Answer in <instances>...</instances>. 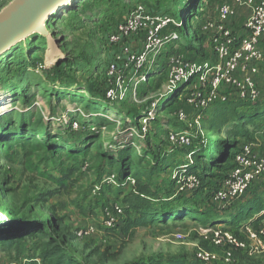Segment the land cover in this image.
<instances>
[{
  "label": "rangeland",
  "instance_id": "374dc122",
  "mask_svg": "<svg viewBox=\"0 0 264 264\" xmlns=\"http://www.w3.org/2000/svg\"><path fill=\"white\" fill-rule=\"evenodd\" d=\"M12 1L0 0V12ZM225 1L83 0L77 8L66 9L51 19L48 30L54 42L35 33L0 57V106L6 108L0 113V144L11 142L9 153L0 152L2 264L12 260L44 264L43 257L53 256L55 247L63 250L59 255L75 264H192L199 248L223 255L201 237L202 223L190 216L134 226L132 219L140 215L135 206L140 199H147L141 196L140 185H148L156 194L154 203L163 200L184 205L190 212L202 213L201 219L207 211L221 215L213 220L217 223L213 226L229 229L247 241L238 224L222 223L232 220V216L224 215L240 211L243 199L223 211L210 205L212 184L221 176L217 169L206 176L199 192L182 196L175 187L189 173L186 165L196 163L192 152L199 145L215 141L229 146L237 142L236 150L241 143L251 142L256 148L258 138H264V114L253 122H247L244 115L264 106V87H259L261 95L256 102L234 100L231 108L216 106L198 119V113L184 101L186 91L181 84L172 91L171 74L163 66L170 54L190 57L200 49L199 43L194 44L196 50L185 49L191 30L185 37L179 35V20L192 15L191 6L197 2V12L206 16L196 21L193 18L199 27L214 18L213 10ZM139 3L169 16L173 21L170 31L179 39L170 50L164 49L159 69L137 86L136 79L132 82L129 76L127 90L110 103L102 99L105 89L114 85L106 71L112 56L108 34ZM243 12L242 21L249 16L247 8ZM202 46V58L210 61L214 54L210 55L205 40ZM195 63L206 67L203 62ZM179 90L181 97L175 94ZM157 101L160 108L149 124L148 136L144 140L130 137L128 118ZM181 110L186 121L179 118ZM235 115H239L238 120ZM226 121H230L231 129L223 126ZM170 131H188L193 136L192 147H171L167 141ZM17 135L35 136L49 143L51 153L39 152L40 157L30 139L11 141ZM84 147L89 150L86 158L73 152ZM123 168L124 177L120 174ZM113 173L120 179L110 185L105 178ZM259 193L257 197H264L263 191ZM117 204L125 208L126 218L108 230L103 206L112 211ZM167 209L174 211L170 206ZM10 238L18 239L17 243L3 247L1 241ZM234 255L235 264H264V254Z\"/></svg>",
  "mask_w": 264,
  "mask_h": 264
},
{
  "label": "built area",
  "instance_id": "2783aa9c",
  "mask_svg": "<svg viewBox=\"0 0 264 264\" xmlns=\"http://www.w3.org/2000/svg\"><path fill=\"white\" fill-rule=\"evenodd\" d=\"M239 8H247L249 16L244 23V34H237L229 25ZM216 16L199 25L206 35V46L216 55L212 68L201 67L182 53L170 54L163 66L171 74L172 91L181 84L186 91L185 103L198 119L204 111L220 103H226L233 94L240 101L256 102L261 95L258 82L260 66L264 63V0H231L216 7ZM173 21L163 13L155 12L148 5L139 3L130 11L125 21L108 35L111 60L107 66V77L114 85L109 86L106 98L114 103L119 92L127 90L129 76L136 86L145 81L155 69L160 68V57L164 49L179 39V35L169 28ZM179 24H184L181 21ZM130 80V79H129ZM180 91V90H179ZM176 94V93H175ZM181 97V95H179ZM182 99V98H181ZM160 101L141 112L137 120L139 126L127 129L130 137L144 140L149 124L158 112ZM179 118L186 121L184 110ZM130 122L131 119L128 118ZM78 125L75 124V127ZM167 141L171 147L187 148L193 144V136L188 131H170ZM264 178V153L253 143L244 142L236 153L233 167L228 170L213 191V202L221 209L233 207L250 190L253 183ZM111 185L116 183V175L105 178ZM201 180L195 174H185L178 182L179 192H193L201 188ZM106 229L115 228L124 218L120 204L112 211L105 210ZM199 233L211 247L223 249V255L199 248L196 258L206 264L223 261L234 263V251H245L249 255L264 254V226L254 228L252 224L243 226L242 233L247 241L239 239L230 230L217 226H203ZM183 239L182 234H178ZM1 254H0V264ZM6 264H21L16 260Z\"/></svg>",
  "mask_w": 264,
  "mask_h": 264
},
{
  "label": "trees",
  "instance_id": "16d2710c",
  "mask_svg": "<svg viewBox=\"0 0 264 264\" xmlns=\"http://www.w3.org/2000/svg\"><path fill=\"white\" fill-rule=\"evenodd\" d=\"M152 10L157 12L156 9H154V8H152ZM191 11H192V15L189 17H186V19L182 17V20H179V18H178L179 22L180 21L182 23L185 22V24H182V25L179 24L178 29L180 30V33L178 31L177 32L179 33V35H181V36L184 35V37H185V35H188L189 31L191 30L192 36L186 38V46H187V48L190 47L189 49L196 50V47L194 44L199 43L198 48H200V49H197L195 53L201 54L204 51L202 43L204 42V40L206 42V38H204L203 36L202 37L200 36V35H204V34L200 31L199 27H197V25H196L197 22H194L192 20H193V18L195 21L198 19H202L203 14L202 13L200 14L199 12H197V2L191 6ZM169 30H170V28H169ZM204 36H206V35H204ZM108 87L105 89L104 94H103V98H102L105 101H107L105 93H107ZM176 94H177V97H179L180 91H178ZM234 100H238V99L237 98H235V99L230 98V100L228 102L220 103L218 105H215V107L216 106H224L225 108L226 107L231 108L232 103L235 102ZM107 102H109V101H107ZM140 114H141V112L130 116L129 119H131V121L130 122L128 121L127 126H139V121L137 119L135 120V118L139 117ZM262 114H264V106L263 107L258 106L254 111H251V113H247L246 115H244V117L246 118L247 122H253L256 118L261 117ZM235 119L238 120L239 115H235ZM223 126L226 127L227 129H231V127H232L230 121H226L223 124ZM262 131L264 132V130H262ZM243 135L245 137L248 136L247 132H244ZM22 139H24V140L30 139L31 141L29 143L32 144L34 152H36V154L37 153L40 154L39 155L40 157L42 155L39 152H43L44 154L51 153L50 144L46 143L44 141H41L40 139L36 138L35 136L28 137V136L17 135V136L12 137L11 141L15 140L16 142H22L21 141ZM243 143H241L236 150H234V149L237 145V142L227 146L224 142L220 143V142L213 141L212 143H209V145L208 144L207 145H199V147H196V149H194L192 152V153H194V158L197 160L196 163H193L191 165H186V166H188V172H189L188 174H195L200 178L201 183H202L201 188L198 190H195L193 192H179V194L182 196H185V195H188L189 193L199 192L203 187V183H204L206 176L210 175V172L213 168L217 169V171H219V173H221V176L218 177L219 179L217 181H215L214 184H212V186L214 185V187H212L213 191H214L215 187L218 185L219 180H221L223 178L224 174L233 167L235 155H236V153L239 152L240 147ZM192 145L187 147V148L192 147ZM10 147H11V142L10 143L9 142L8 143H1L0 144V152L1 153H3V152L9 153ZM55 152H57V151H54V153ZM73 152L78 153L81 157H84V158H86L89 155V150H87L86 147L77 149L76 151H73ZM68 155L71 156L72 151H69ZM121 161L125 162V159L122 158ZM128 167L131 169L130 165H128ZM113 174L116 175L115 173H113ZM120 174L122 177L125 176V174H126L125 168H123L120 171ZM212 176H214V175H212ZM116 179L118 181L120 179V176L116 175ZM54 180L58 184L64 183V181L61 179H54ZM176 188L178 190V186L175 187V190H176ZM139 192H140L141 196H146L147 199H140V202L137 203L135 206L137 213H139L140 215H138V217H136L135 219H132L134 226H139V225L142 226V225H146L149 223L164 222L167 220L177 221V220H180L181 218H185V216H190L193 220L200 221L203 226H213V225L217 224V223L213 222V220H216L217 218L222 217L221 215L217 216V215H214V213L207 211L206 213H203V219H201L200 217H202V213L190 212V211H188L189 209L188 210L185 209L186 206H184V205L180 206V205H177L175 203L171 204L170 202L163 201V200H160L158 203H156V202L154 203L153 199H155L157 196L155 193H153L152 189H150V187L148 185H140L139 186ZM212 193L209 196L210 197V205L213 208L216 207L219 210V207L213 202V199H212L213 194ZM181 204H184V203H181ZM249 204L250 205H242L240 202V205H241L240 211L238 213L232 212V213L224 215V216H230V217L232 216V220L231 221H222V223L228 224V225L238 224L240 227H242L241 231H240L242 233V229L244 226L242 224V222H248L249 220L254 218L255 215H258L264 211V201H261V199H259V198H256L254 201H252V203H249ZM159 206H162V207L159 208ZM168 206L173 207L174 211H173V209H170V211H168V209H167ZM103 207H104V211L108 208L105 206H103ZM123 209H124V214H125L123 220H125L126 211H125L124 207H123ZM245 209H246V212L244 211ZM223 210H227V209H222V211ZM261 218H262V216H261ZM258 219H260V218H258ZM259 221L258 220L252 221V222H248L246 224L250 223V224H252V226L254 228H259L260 227ZM261 226H262V224H261ZM234 235L237 236L239 239L243 240V238H241L239 235H237V234H234ZM242 235L244 236L243 233H242ZM17 241H18V239H14V238L5 239V240L1 241V245L6 248V247H10V246L16 244ZM216 249H219V251H224L221 248H216ZM62 252H63V250L58 251L57 247H55L53 256H44L43 257L44 264H75L70 259H65L64 257H62V255H59ZM235 252L243 253L244 255H249L245 251L238 250V251H234V253ZM57 255H59V257L57 258L56 262L52 263L54 257ZM235 255H234V263H232V264H235L237 262ZM170 264H181V263H180V261H175V262L170 263ZM182 264H184V263H182ZM188 264H191V263H188ZM192 264H206V263H203L196 258L195 263H192ZM211 264H225V263L223 261H219V262H214Z\"/></svg>",
  "mask_w": 264,
  "mask_h": 264
},
{
  "label": "water",
  "instance_id": "95a60500",
  "mask_svg": "<svg viewBox=\"0 0 264 264\" xmlns=\"http://www.w3.org/2000/svg\"><path fill=\"white\" fill-rule=\"evenodd\" d=\"M67 1L74 4L67 9L71 10L77 8L83 0H13L8 4L0 12V56L11 45L33 32L48 35L47 24L50 22L48 17L51 10L57 6L59 11L64 9L63 4Z\"/></svg>",
  "mask_w": 264,
  "mask_h": 264
},
{
  "label": "crops",
  "instance_id": "0c3cea01",
  "mask_svg": "<svg viewBox=\"0 0 264 264\" xmlns=\"http://www.w3.org/2000/svg\"><path fill=\"white\" fill-rule=\"evenodd\" d=\"M225 2H231V0H227ZM244 9L245 8H239L237 10L236 17L231 18L228 22L229 25L234 29V31L239 35H243L244 31H245L244 30V23L246 20L242 21L245 18L244 16L246 15V13L243 12ZM213 12H216V11L213 10ZM214 14L211 16H216V13H214ZM204 17H206V16H204ZM185 49L188 50L187 47ZM210 55H213V53L210 52ZM188 59L193 60L194 62H198V63L203 62L204 63L203 65H205L206 67L208 66V68H212L214 66L217 58H216V55H214V57L209 58L210 61H208V60L203 59L201 54L193 53L192 55H190V57H188ZM210 62H213V64L208 65V64H210ZM210 66H212V67H210ZM256 80L258 82L259 87H264V63L260 66L259 74L257 75ZM231 98L235 99L236 97L234 95H231ZM256 149H258L259 152L264 153V138L263 137L258 138ZM261 182H264V178H262V180L258 179L253 183L251 189L242 198L243 199L241 202L242 205H250L249 203H252V201H254L256 198H259V199H261V201H264V197H257V196L261 195L259 192H262V191L264 192V186H262ZM261 188H262V190H261ZM261 216H262V218H261ZM263 216H264V211L258 215H255L254 218L249 220V222L260 220L259 223H261L262 226H264V217ZM258 218H260V219H258Z\"/></svg>",
  "mask_w": 264,
  "mask_h": 264
},
{
  "label": "bare ground",
  "instance_id": "6f19581e",
  "mask_svg": "<svg viewBox=\"0 0 264 264\" xmlns=\"http://www.w3.org/2000/svg\"><path fill=\"white\" fill-rule=\"evenodd\" d=\"M63 5H65V6H63V8L64 9H62V10H60L59 11V7L57 6V7H55V8H53L52 10H51V12H50V14H49V17H48V21L50 20L51 21V19L52 18H54V17H56V16H58V13L59 14H61L62 13V11L63 10H65V9H68L71 5H74V4H72L71 2H64V4ZM48 25L49 24H47V30H48ZM36 33V35L37 34H39L38 32H33L30 36H28V37H22V39H20L18 42H16L15 44H13V45H11L9 48H8V50H7V52L6 53H8V52H10L11 50H13L16 46H18L20 43H23V42H26L27 41V38H30V37H32L33 36V34H35ZM48 35H44V37H48V38H50L51 40H52V42H54L55 40H54V35H52V34H50V32H49V30H48ZM40 35H42V34H40ZM5 53V54H6ZM5 54H3V55H5ZM1 57V56H0ZM4 110H6V108H5V106H3V108H1V106H0V113L1 112H3Z\"/></svg>",
  "mask_w": 264,
  "mask_h": 264
}]
</instances>
